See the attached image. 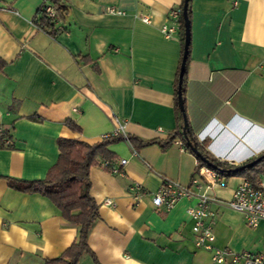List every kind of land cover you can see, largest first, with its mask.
Returning <instances> with one entry per match:
<instances>
[{"label": "crops", "instance_id": "1", "mask_svg": "<svg viewBox=\"0 0 264 264\" xmlns=\"http://www.w3.org/2000/svg\"><path fill=\"white\" fill-rule=\"evenodd\" d=\"M43 0H0V264H45L71 247L78 228L46 197L22 193L9 179L44 180L59 158L58 139L89 145L123 123L143 142L166 141L176 130V77L181 59L180 24L171 13L183 0H64L56 37L37 28ZM149 19L146 23L144 19ZM175 27L170 38L162 31ZM191 61L186 113L190 129L209 134L204 144L218 161L239 167L264 153V0H192ZM80 131H73L66 121ZM238 128L240 135L219 133ZM248 132L247 135H243ZM135 149L111 144L90 171L99 220L89 246L99 264H211L197 249L183 199L169 212L153 195L166 182L191 184L198 159L177 144ZM125 164L122 167L121 162ZM214 190L216 246L245 250L242 234L264 237V222L250 230L230 209L241 177ZM142 187L140 197L132 191ZM111 201L112 205L106 202ZM248 241L246 244H248ZM79 264H95L84 255Z\"/></svg>", "mask_w": 264, "mask_h": 264}, {"label": "trees", "instance_id": "2", "mask_svg": "<svg viewBox=\"0 0 264 264\" xmlns=\"http://www.w3.org/2000/svg\"><path fill=\"white\" fill-rule=\"evenodd\" d=\"M55 5V17L47 18L44 15L38 21H35L36 26L44 32H48L51 36L56 37L63 32V29H57L56 24L62 21V16L67 9L64 7V0H53ZM185 0H183L180 9L182 14L179 18L180 24V42H181V59L176 77V94H175V109L177 115L178 126L176 130L169 136L166 141L153 140L143 142L134 137H128V141L135 148L139 149L144 146L159 144L163 149H167L173 144L176 139H180L191 153L192 150L188 146L184 135L183 114L178 102V86L181 64L183 60L185 29L183 8ZM188 19L191 25L192 19V0L188 3ZM191 61V45L189 55L185 67V75L182 86L183 100L186 107V88H187V70ZM6 63L0 58V74L3 72ZM66 125L73 131H80V127L73 121H66ZM190 142L196 143L199 151L208 159L216 168L210 167L216 171L221 177H241L255 180L258 175L264 172V159L252 168L236 171L239 167H235L218 161L208 151L205 146H200L198 140L192 133L187 134ZM8 138V133L2 131L0 134V148H5L7 145L5 140ZM125 141L121 137L104 139L102 142L89 145L77 139H58V147L60 155L57 163L50 168L44 180L25 181L9 179V186L22 193L39 194L48 198L61 212L62 217L70 224L78 228V236L76 241L69 247L65 253L57 258L46 260L45 264H79L84 255H89L95 264H99L95 253L89 246V235L94 224L99 220V206L91 195V168L98 165L100 160L112 163L115 155L108 149L111 144ZM262 153L259 157H262ZM258 157V158H259ZM198 159V158H197ZM201 166L206 165L198 159ZM111 168V167H110ZM110 168H105L110 172ZM120 170V169H119Z\"/></svg>", "mask_w": 264, "mask_h": 264}, {"label": "built area", "instance_id": "3", "mask_svg": "<svg viewBox=\"0 0 264 264\" xmlns=\"http://www.w3.org/2000/svg\"><path fill=\"white\" fill-rule=\"evenodd\" d=\"M181 14L182 11L179 8L171 13V17L179 23ZM41 15L47 18L55 17L53 0H43ZM144 21L148 23L149 19L145 18ZM162 31L170 38L175 34L176 28L164 25ZM116 137L128 141L123 123L118 119L116 129L105 135L103 139ZM177 144L183 149H187L181 140H178ZM124 164L125 162L122 161L121 166L123 167ZM103 167L110 168V163H103ZM110 173L116 175L120 174L121 171L119 168L111 167ZM225 188H227V181L207 165L201 166L198 161L190 186L183 187L177 183L166 182L153 195V204L158 210L169 212L183 199L196 198L197 203L188 208L187 214L193 221L194 244L197 249L211 253V264H264V252L244 251L236 253L229 248L216 246L217 213L213 210V204L217 202V199L211 196V193L216 189L223 190ZM132 191L137 197H140L142 187L136 185ZM106 204L112 205V202L107 201ZM227 205L230 209L242 214L249 227L255 228L264 222V172L260 173L254 181L250 178H241L232 199L227 202Z\"/></svg>", "mask_w": 264, "mask_h": 264}, {"label": "water", "instance_id": "4", "mask_svg": "<svg viewBox=\"0 0 264 264\" xmlns=\"http://www.w3.org/2000/svg\"><path fill=\"white\" fill-rule=\"evenodd\" d=\"M188 3L189 0H185L184 3V8H183V18H184V29H185V43H184V52H183V60H182V64H181V69H180V75H179V86H178V102H179V107L180 110L183 114V122H184V135L186 137L188 146L191 148L192 152L194 153V155L200 159L203 163H205L207 166L210 167H214L216 168L208 159H206V157L199 151L197 144L190 142L187 134L190 132V125H189V121H188V117H187V113H186V107H185V103L183 100V93H182V86H183V81H184V75H185V67H186V62H187V58L189 55V48H190V44H191V25H190V21L188 19ZM241 131L238 128H232V130L230 131H223L221 133H219V138H224L226 135H240ZM248 132L244 133L243 135H247ZM264 159V155L262 157H259L257 159H255L254 161L247 163L243 166H241L239 169H237L236 171H240V170H244L247 168H252L254 166H256L257 164H259L262 160Z\"/></svg>", "mask_w": 264, "mask_h": 264}, {"label": "rangeland", "instance_id": "5", "mask_svg": "<svg viewBox=\"0 0 264 264\" xmlns=\"http://www.w3.org/2000/svg\"><path fill=\"white\" fill-rule=\"evenodd\" d=\"M208 141V140H207ZM206 141V142H207ZM205 142V143H206ZM243 222H244V225L246 227H248V229L250 230H255L254 228L252 227H249L247 224H246V221L243 217ZM259 226V225H258ZM255 227V228H258ZM251 233L250 232H244L242 234V238L244 240V245H245V250L248 249V251L252 252V253H259V252H264V237L261 238V239H256V236H253L251 237ZM248 241H250L248 244H246Z\"/></svg>", "mask_w": 264, "mask_h": 264}, {"label": "clouds", "instance_id": "6", "mask_svg": "<svg viewBox=\"0 0 264 264\" xmlns=\"http://www.w3.org/2000/svg\"><path fill=\"white\" fill-rule=\"evenodd\" d=\"M208 139H210L209 134L203 135L202 133H200L199 135H197V140L200 141L201 144H204Z\"/></svg>", "mask_w": 264, "mask_h": 264}, {"label": "flooded vegetation", "instance_id": "7", "mask_svg": "<svg viewBox=\"0 0 264 264\" xmlns=\"http://www.w3.org/2000/svg\"><path fill=\"white\" fill-rule=\"evenodd\" d=\"M201 146V145H200Z\"/></svg>", "mask_w": 264, "mask_h": 264}]
</instances>
